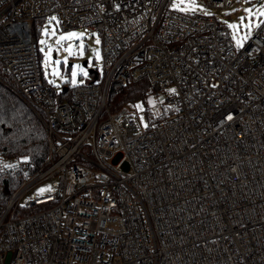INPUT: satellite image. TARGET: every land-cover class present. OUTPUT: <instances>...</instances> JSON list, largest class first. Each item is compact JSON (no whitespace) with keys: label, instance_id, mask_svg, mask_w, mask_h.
I'll return each instance as SVG.
<instances>
[{"label":"built area","instance_id":"1","mask_svg":"<svg viewBox=\"0 0 264 264\" xmlns=\"http://www.w3.org/2000/svg\"><path fill=\"white\" fill-rule=\"evenodd\" d=\"M174 1L0 0V66L49 144L36 173L18 160L0 264H264V23L237 48L216 13ZM43 20L97 34L103 76L44 85ZM143 80L173 109L151 129L142 103L108 111L112 85Z\"/></svg>","mask_w":264,"mask_h":264},{"label":"rangeland","instance_id":"2","mask_svg":"<svg viewBox=\"0 0 264 264\" xmlns=\"http://www.w3.org/2000/svg\"><path fill=\"white\" fill-rule=\"evenodd\" d=\"M177 3V0L174 1V4ZM199 7L195 12L204 14L207 13H216L217 16L225 20L227 25L229 24H238L239 28L230 29L232 40L236 45V40L233 38V33L237 38L243 37L245 34H248V39L244 40L243 45L247 42L254 34V31L258 28L256 24L260 21H264V17L253 16L251 19L241 20L242 17H248V13L245 11L246 8H253L254 12L261 5H264V0H237L234 7L217 12L216 10L209 8L207 6L206 0H196ZM251 24V28H246L245 25ZM261 25V24H260ZM69 33L79 34V38L73 37L69 40H60L61 36H67ZM34 35L38 38L40 45V50L42 53V72L45 76L49 86L55 87L58 93L62 90L63 87L71 88L77 84L87 83L92 81L90 70L97 71L101 76H103V54L102 47L100 42V37L97 34H85L82 28L70 29L66 31H59L53 20H43L35 24ZM59 41V43H58ZM99 41V42H97ZM83 45V48H80V45ZM71 46L72 52L69 53L67 49ZM238 48V47H237ZM88 62L87 66H84V62ZM80 67L77 68L76 66ZM86 71L87 75H83V72ZM76 72L75 77L72 76V73ZM170 88L169 90H173ZM153 90L147 94L142 101L137 102L136 104L127 103L123 107L130 110L131 113H136V105L142 103L144 109L146 108L156 118L152 123H156L162 119L167 118L173 112V109L168 110L165 107H159V103L153 97ZM164 113V116H162ZM166 114V116H165ZM52 182H46L38 187L37 191L40 189H50Z\"/></svg>","mask_w":264,"mask_h":264},{"label":"trees","instance_id":"3","mask_svg":"<svg viewBox=\"0 0 264 264\" xmlns=\"http://www.w3.org/2000/svg\"><path fill=\"white\" fill-rule=\"evenodd\" d=\"M91 76H93L92 81L99 80L97 71ZM43 82L44 85H48L45 76ZM14 88L12 78L6 75L0 66V207L7 204L25 179L18 160L24 158L28 163V173L33 174L45 166L49 155L47 133L42 122L19 99ZM119 89L117 85H112L110 88L107 104L111 113H118L127 103L136 104L142 101L152 90L146 80ZM144 114L148 120V128H153L152 122L156 118L147 108ZM12 160L17 162L9 165ZM28 213L21 209L18 216Z\"/></svg>","mask_w":264,"mask_h":264},{"label":"snow or ice","instance_id":"4","mask_svg":"<svg viewBox=\"0 0 264 264\" xmlns=\"http://www.w3.org/2000/svg\"><path fill=\"white\" fill-rule=\"evenodd\" d=\"M246 2H249V0H246ZM173 7L176 10H178V11L189 12V11H195L199 7V5H197L196 0H177V3H175L173 5ZM245 11L249 15H248V17H242L241 20L251 19L253 16H256V17H264V5H261L259 8H257L255 10V12H254L253 8H246ZM205 14H209L210 15V13H207V12ZM53 19H55V18L53 17ZM261 23H264V21L258 22L256 24V27H260V24ZM228 26H229V28L234 29V30L237 29V28H239V25L238 24H229ZM245 27L246 28H251V24L245 25ZM73 37L79 38V34L69 33L67 36H61L59 39L60 40H69V39H71ZM233 38L236 40L237 47L240 48V47H243L244 40H247L248 39V34H245L243 37L237 38L236 35H235V32H234L233 33ZM97 42H99V41H97ZM58 43H59V41H58ZM80 48L81 49L83 48V45L82 44L80 45ZM67 51H69V53L72 52L71 46H69V48L67 49ZM76 67L79 68L80 66L77 65ZM76 75H77L76 72H73L72 73V76L73 77H75ZM83 75L86 76L87 75V72L84 71L83 72ZM171 91L174 92L175 90L173 89ZM227 119L228 120H231L232 117L231 116H228ZM46 190H49L50 191L51 189H40V190H38V195L39 194H42Z\"/></svg>","mask_w":264,"mask_h":264},{"label":"water","instance_id":"5","mask_svg":"<svg viewBox=\"0 0 264 264\" xmlns=\"http://www.w3.org/2000/svg\"><path fill=\"white\" fill-rule=\"evenodd\" d=\"M88 65V62L86 61V62H84V66H87ZM90 74H92V73H94V70H90V72H89ZM66 90V89H65Z\"/></svg>","mask_w":264,"mask_h":264}]
</instances>
